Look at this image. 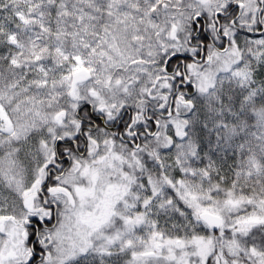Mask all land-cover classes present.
I'll list each match as a JSON object with an SVG mask.
<instances>
[{"label":"snow or ice","instance_id":"snow-or-ice-1","mask_svg":"<svg viewBox=\"0 0 264 264\" xmlns=\"http://www.w3.org/2000/svg\"><path fill=\"white\" fill-rule=\"evenodd\" d=\"M0 264H264V0H0Z\"/></svg>","mask_w":264,"mask_h":264}]
</instances>
